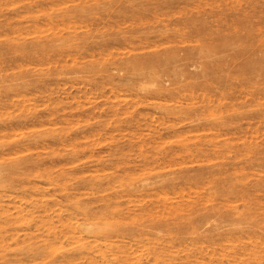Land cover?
<instances>
[{
	"label": "rangeland",
	"instance_id": "374dc122",
	"mask_svg": "<svg viewBox=\"0 0 264 264\" xmlns=\"http://www.w3.org/2000/svg\"><path fill=\"white\" fill-rule=\"evenodd\" d=\"M263 4L0 0V193L119 202L125 228L159 222L176 264H264Z\"/></svg>",
	"mask_w": 264,
	"mask_h": 264
},
{
	"label": "bare ground",
	"instance_id": "6f19581e",
	"mask_svg": "<svg viewBox=\"0 0 264 264\" xmlns=\"http://www.w3.org/2000/svg\"><path fill=\"white\" fill-rule=\"evenodd\" d=\"M262 6L264 7V4ZM253 65L254 62L250 61L245 66L252 68ZM192 106L198 108L194 104ZM164 109L172 114L177 113L175 105L164 106ZM45 116L50 120L54 113ZM45 116L38 115L36 119ZM205 116L202 114V117H196L191 121L194 123L206 120ZM206 125H209L208 120L200 126L206 127ZM158 177L164 176L158 175ZM128 188L126 190L136 187ZM33 189L27 196L0 193V259L2 260H4V252L9 250L24 254L31 264H176V259L179 258L180 250H174L172 237L160 235L159 231L164 229L159 226V222L151 226L155 231L147 230L144 225L125 228L124 224L117 220V215L122 214L119 202H107L103 211L97 214L76 196L73 197L74 201L73 198L70 201L68 199L67 205L54 197L47 196V192L41 186L34 185ZM159 207V211L162 212L183 211V207L169 197H164L162 206ZM155 214V212L148 213L152 221L154 216L156 217ZM124 236L131 240L125 242ZM234 247L233 245L232 248ZM199 249L200 253L207 250L204 247ZM215 252L216 250H212L211 253L206 252L207 255L210 253L208 259L204 260L202 257L203 260H196L195 264H236L239 258V254L233 252L232 259L228 257L226 261L221 259L216 262ZM225 252L226 248H222L220 255L223 258L227 256ZM262 258L261 256L260 259ZM258 259L259 257L255 258L256 261ZM184 264L194 263L187 260Z\"/></svg>",
	"mask_w": 264,
	"mask_h": 264
}]
</instances>
